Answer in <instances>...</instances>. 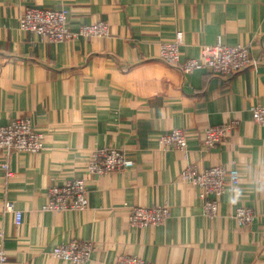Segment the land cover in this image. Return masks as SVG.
<instances>
[{
  "label": "crops",
  "instance_id": "obj_1",
  "mask_svg": "<svg viewBox=\"0 0 264 264\" xmlns=\"http://www.w3.org/2000/svg\"><path fill=\"white\" fill-rule=\"evenodd\" d=\"M30 7L64 8L75 31L106 24L103 38L49 44L20 29ZM181 33L180 60L202 48L246 47L257 62L231 77L208 69L184 75L159 60L160 44ZM264 106V0H0V126L32 118L44 149L12 154L6 179L0 150V233L7 264H70L51 257L72 240L93 244L84 264H116L121 256L149 264H264V127L248 110ZM234 124L223 144L206 149L205 128ZM188 135L178 151L158 143L172 130ZM114 148L133 168L93 178L92 151ZM234 167L218 214L203 215L188 167ZM74 179L87 185L82 212H46L48 190ZM11 206L20 212L15 225ZM167 206L170 218L146 228L129 223L134 208ZM246 207L253 221L238 226Z\"/></svg>",
  "mask_w": 264,
  "mask_h": 264
},
{
  "label": "built area",
  "instance_id": "obj_2",
  "mask_svg": "<svg viewBox=\"0 0 264 264\" xmlns=\"http://www.w3.org/2000/svg\"><path fill=\"white\" fill-rule=\"evenodd\" d=\"M69 12L64 8L39 9L27 8L19 18L20 29L30 33L49 44L71 41L76 38L90 39L108 36L109 28L106 24L97 23L84 25L73 31L69 26ZM183 43L181 33L176 35L175 41L160 44L159 60L164 64L178 68L184 75L208 69L220 77H231L248 69H256L258 64L249 54L246 47H230L223 45L220 40L213 46L202 48L198 59L180 60L179 48ZM252 121L264 127V106L252 107L248 110ZM234 130V124H222L205 128L201 136V144L206 149H213L223 144ZM158 143L170 146L178 151L187 147L188 135L181 130H172L158 136ZM44 149V136L34 126L32 118L21 117L9 124L0 126V150L3 159L4 177L8 179L11 171L8 159L12 154L33 155ZM134 160L125 152L114 148H97L92 151L86 165V174L99 178L105 174L124 171L133 168ZM181 179L186 184L195 187L202 201L203 215L209 219L218 214L219 200L228 187L239 184L238 171L225 166H211L204 170L195 167L185 168L181 172ZM87 185L84 179H74L61 187H52L48 190L49 203L43 208L46 212H82L87 208ZM7 213H14L16 226L21 224L20 212L14 211L11 206L5 208ZM170 218L167 206L151 208H134L129 217L133 227L146 228L165 223ZM238 226L250 224L254 212L250 208H237L233 214ZM4 236L0 233V264H7V253L4 250ZM93 252V244L88 241L72 240L54 246L51 257L70 264H84L89 261ZM116 264H149L137 257L121 256Z\"/></svg>",
  "mask_w": 264,
  "mask_h": 264
}]
</instances>
